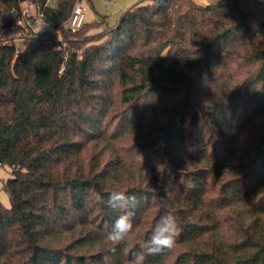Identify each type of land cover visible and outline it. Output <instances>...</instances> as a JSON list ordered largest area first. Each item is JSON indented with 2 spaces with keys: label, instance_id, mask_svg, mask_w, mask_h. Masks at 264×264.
Returning <instances> with one entry per match:
<instances>
[{
  "label": "trees",
  "instance_id": "16d2710c",
  "mask_svg": "<svg viewBox=\"0 0 264 264\" xmlns=\"http://www.w3.org/2000/svg\"><path fill=\"white\" fill-rule=\"evenodd\" d=\"M24 1L0 0V264H264V0H144L16 56L3 36ZM29 1L58 27L78 0ZM129 125L142 133L121 138ZM122 168L136 174L115 182ZM113 186L137 232L114 253ZM169 213L176 247L147 254Z\"/></svg>",
  "mask_w": 264,
  "mask_h": 264
},
{
  "label": "clouds",
  "instance_id": "9594fccd",
  "mask_svg": "<svg viewBox=\"0 0 264 264\" xmlns=\"http://www.w3.org/2000/svg\"><path fill=\"white\" fill-rule=\"evenodd\" d=\"M107 197V204L110 207L123 210L116 218L111 231L104 237L105 242L109 245L108 251L114 253L117 246L127 243L130 238H135L137 235L136 226L133 223L136 198L117 186L111 188L107 193ZM96 199L101 203L104 202V198L100 193L96 194ZM179 234L178 218L169 213L159 219L149 238L139 240L137 243L139 248L146 250L147 254L159 255L174 250ZM144 259V253H133L129 264H143Z\"/></svg>",
  "mask_w": 264,
  "mask_h": 264
},
{
  "label": "rangeland",
  "instance_id": "374dc122",
  "mask_svg": "<svg viewBox=\"0 0 264 264\" xmlns=\"http://www.w3.org/2000/svg\"><path fill=\"white\" fill-rule=\"evenodd\" d=\"M144 0H92L89 2L88 0H83V4L86 8V23L92 24V23H98L101 25V29H106L109 27H113L116 25V23L119 21L120 17L130 8L138 5L139 3H142ZM196 3L201 5H208L210 3H213L217 0H194ZM146 2V1H145ZM144 3V2H143ZM99 30L92 29L91 33H97ZM7 35V34H6ZM9 38H17L18 36L7 35ZM18 46H22L19 42H16ZM25 44V43H24ZM203 100L210 104V97L206 93V91L203 90V87L201 89ZM142 133V129L137 126H127L122 134L121 138H126L133 136L135 134ZM107 144V143H106ZM106 144H103L104 146ZM108 145V144H107ZM106 148V147H105ZM107 149H111L109 146ZM105 149V151H107ZM104 155V154H103ZM136 174V171H131L122 168L117 173H115V182H121L125 178L130 177L132 175ZM11 177V173L9 171L8 167H0V202L5 207L11 206V201L8 192L4 188V182ZM237 206V205H234Z\"/></svg>",
  "mask_w": 264,
  "mask_h": 264
},
{
  "label": "built area",
  "instance_id": "2783aa9c",
  "mask_svg": "<svg viewBox=\"0 0 264 264\" xmlns=\"http://www.w3.org/2000/svg\"><path fill=\"white\" fill-rule=\"evenodd\" d=\"M51 0L48 1V3ZM46 4L45 7H47ZM86 8L83 0H78L69 19L61 26L56 27L52 22L45 20L44 10L32 1H24L20 7L13 9L11 17L18 29V37L9 38L6 34L3 36L6 44H12L26 41L28 38H61L62 29L69 33H76L86 23ZM17 44V43H16ZM20 52L17 45L16 56Z\"/></svg>",
  "mask_w": 264,
  "mask_h": 264
}]
</instances>
